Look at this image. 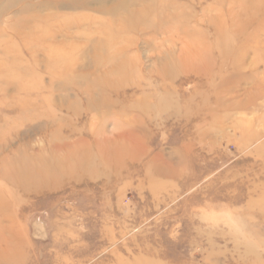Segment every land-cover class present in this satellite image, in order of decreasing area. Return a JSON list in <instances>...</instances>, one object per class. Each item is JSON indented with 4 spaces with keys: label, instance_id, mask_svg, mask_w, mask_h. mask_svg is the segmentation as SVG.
<instances>
[{
    "label": "rangeland",
    "instance_id": "rangeland-1",
    "mask_svg": "<svg viewBox=\"0 0 264 264\" xmlns=\"http://www.w3.org/2000/svg\"><path fill=\"white\" fill-rule=\"evenodd\" d=\"M76 1L1 12L0 147L46 173L0 182L19 264H264V0H166L149 30Z\"/></svg>",
    "mask_w": 264,
    "mask_h": 264
},
{
    "label": "bare ground",
    "instance_id": "bare-ground-1",
    "mask_svg": "<svg viewBox=\"0 0 264 264\" xmlns=\"http://www.w3.org/2000/svg\"><path fill=\"white\" fill-rule=\"evenodd\" d=\"M27 1L29 0H1L0 3L3 4V10L0 11V17L2 16L1 12L8 11L14 5ZM71 1L75 2L76 0ZM103 1L113 4L112 7H108V9L106 8V12L117 13L119 11H127L129 18L124 25V29L130 30L136 28L141 22V30H149L152 26V20L155 17L154 12L156 8H160V11L162 12L166 11V0H157V4L155 3V0H92V3L90 4L98 6ZM133 7L138 9H132ZM98 9L100 10V6ZM102 9L104 10L105 8ZM260 11L262 13L263 9H260ZM160 20H162L161 22L166 21V19L163 18ZM30 22V20L23 19L19 22L12 23L10 28L24 43L32 41L31 39L36 40L37 38H43L46 40L50 39L55 42L54 40L56 36L53 32L48 30L38 32L36 31L39 30L38 28H36V30L34 29L36 25H33L32 27L31 24H29ZM21 29H23V31ZM71 46L72 44L69 45L64 42H55L48 46V50L51 52L53 50H72ZM24 48L30 50L31 46L25 44ZM93 48V51H104L101 43H94ZM101 64L102 63L99 61L93 60L88 68L97 69L102 66ZM108 77L109 76L106 75V79H103L105 87H110L111 84V82H108ZM97 82L100 83V81ZM5 146L4 143L0 147V182L5 184L7 188L9 187L22 193L37 192L40 185L39 183L44 182L46 179V173H42L43 164H33L29 162L30 164L28 163L25 165L24 159L21 160L18 155V158H14L11 155L5 154ZM15 152L16 151H14L13 154ZM46 187L48 188V186ZM3 188L0 186V264H19L21 259L19 239L16 237L13 230L7 229V227H4L1 224V219L5 216L4 213L11 204L9 198L6 196V194L10 193V190Z\"/></svg>",
    "mask_w": 264,
    "mask_h": 264
}]
</instances>
